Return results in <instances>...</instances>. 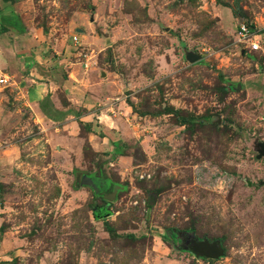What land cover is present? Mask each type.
Masks as SVG:
<instances>
[{"label": "rangeland", "instance_id": "obj_1", "mask_svg": "<svg viewBox=\"0 0 264 264\" xmlns=\"http://www.w3.org/2000/svg\"><path fill=\"white\" fill-rule=\"evenodd\" d=\"M0 4L37 27L50 52L76 24L87 28L68 61L82 67L88 53L106 92L130 107L117 118L126 140L79 152L74 139L3 111L11 83L0 85V264H264V0ZM239 20L258 30L261 50L235 40ZM102 179L110 201L92 192L108 190ZM93 205L108 214L95 220ZM191 238L217 240L222 255L192 254Z\"/></svg>", "mask_w": 264, "mask_h": 264}, {"label": "crops", "instance_id": "obj_2", "mask_svg": "<svg viewBox=\"0 0 264 264\" xmlns=\"http://www.w3.org/2000/svg\"><path fill=\"white\" fill-rule=\"evenodd\" d=\"M0 25L6 29L0 32V41L5 38L10 42L0 46V68L5 65L10 78L18 79L12 80L8 95L5 93L10 103L6 106L8 110L3 111L26 114L33 123L44 125L40 131L51 127L61 137L74 139L79 152L83 147L94 152L108 149L110 145L114 149L118 139L126 140L128 130L124 123H117V118L130 112V107L120 98L112 99L110 91L106 92L109 78L89 66V61L82 68L80 63L67 59L75 48L70 36L76 34L79 47L75 50L80 49L88 43L87 28L76 24L67 40L59 42L51 53L39 29L23 21L12 5L0 4ZM104 117L108 121L102 122ZM95 123L101 124V133L92 130ZM105 135L112 138L107 144L103 143L107 139ZM81 177L83 185L90 184L92 178ZM101 181L108 189L112 187L108 181ZM91 189L95 195L100 194L94 187Z\"/></svg>", "mask_w": 264, "mask_h": 264}, {"label": "built area", "instance_id": "obj_3", "mask_svg": "<svg viewBox=\"0 0 264 264\" xmlns=\"http://www.w3.org/2000/svg\"><path fill=\"white\" fill-rule=\"evenodd\" d=\"M250 23H247L245 21H237L236 27H235V40L244 45L248 49V51H259L261 50V44L262 37L257 29L252 25L250 26ZM70 40L72 42V45L74 47H79L77 44V36L76 34H73L70 36ZM74 48V49H75ZM82 49V48H81ZM79 54H81L79 52ZM83 56L82 60V68L87 67V61L89 59V54L86 52H82L81 54ZM11 83V78L9 75L5 73H0V85L6 86ZM3 147V142L0 141V148Z\"/></svg>", "mask_w": 264, "mask_h": 264}, {"label": "water", "instance_id": "obj_4", "mask_svg": "<svg viewBox=\"0 0 264 264\" xmlns=\"http://www.w3.org/2000/svg\"><path fill=\"white\" fill-rule=\"evenodd\" d=\"M186 59L189 61H196L197 56L192 53H187L185 55ZM260 150L257 151V157H264V144L259 143ZM91 183V182H90ZM90 185V184H89ZM114 195V192L111 191L109 193H102L101 197L105 200L110 201ZM187 249L192 254L197 256H201L205 259H216L222 255V248L219 246V242L217 240L207 241L206 239L195 240L191 238L187 241Z\"/></svg>", "mask_w": 264, "mask_h": 264}, {"label": "trees", "instance_id": "obj_5", "mask_svg": "<svg viewBox=\"0 0 264 264\" xmlns=\"http://www.w3.org/2000/svg\"><path fill=\"white\" fill-rule=\"evenodd\" d=\"M250 26H252V25H250ZM4 30H6L5 27L2 26V25H0V32H3ZM91 209H92V211H91L92 216H93V218L95 220H102L103 217H105L108 214L107 211H105V208L103 206L93 205ZM104 229L108 233H111L112 232L111 227H109L108 225H106V223L104 225ZM172 236H174V234H172Z\"/></svg>", "mask_w": 264, "mask_h": 264}, {"label": "flooded vegetation", "instance_id": "obj_6", "mask_svg": "<svg viewBox=\"0 0 264 264\" xmlns=\"http://www.w3.org/2000/svg\"><path fill=\"white\" fill-rule=\"evenodd\" d=\"M112 188H113V187H111L110 189H108L106 192L99 191L98 193H100V196H101L102 193H107V192L109 193V192H111V191H112ZM101 192H102V193H101Z\"/></svg>", "mask_w": 264, "mask_h": 264}]
</instances>
